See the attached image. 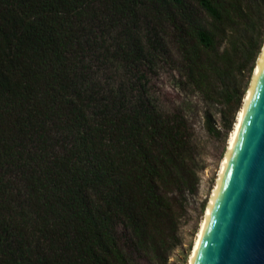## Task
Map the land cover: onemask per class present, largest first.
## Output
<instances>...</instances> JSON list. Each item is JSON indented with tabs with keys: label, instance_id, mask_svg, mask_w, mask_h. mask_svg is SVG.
<instances>
[{
	"label": "trees",
	"instance_id": "obj_1",
	"mask_svg": "<svg viewBox=\"0 0 264 264\" xmlns=\"http://www.w3.org/2000/svg\"><path fill=\"white\" fill-rule=\"evenodd\" d=\"M263 45L264 0H0V264H168L205 169L195 105L132 79L172 46L227 138Z\"/></svg>",
	"mask_w": 264,
	"mask_h": 264
},
{
	"label": "water",
	"instance_id": "obj_2",
	"mask_svg": "<svg viewBox=\"0 0 264 264\" xmlns=\"http://www.w3.org/2000/svg\"><path fill=\"white\" fill-rule=\"evenodd\" d=\"M196 264H264V67Z\"/></svg>",
	"mask_w": 264,
	"mask_h": 264
},
{
	"label": "rangeland",
	"instance_id": "obj_3",
	"mask_svg": "<svg viewBox=\"0 0 264 264\" xmlns=\"http://www.w3.org/2000/svg\"><path fill=\"white\" fill-rule=\"evenodd\" d=\"M259 58L257 61H259ZM178 59L179 56L176 50L171 46L169 49V59H167L165 64L160 63L156 65L152 74L147 73L146 79L138 82L134 78L132 82L135 85L130 84V87L133 89H138L140 85H143L154 103L166 112L183 108L189 104L195 105L193 111H188L187 114L194 126V140L198 146L200 159L205 169L199 174L200 185L198 195L190 199L187 216L181 224L180 236L182 238V245L174 250L168 264H187L189 261L192 247L199 231L198 229H200L199 226L204 218V214L201 215L200 207L202 202H206L205 210L207 209L218 178L221 162L227 150L230 135L225 138L222 128L220 130L221 135L217 137H213L207 133L203 120V110L206 108V105L200 101V98L192 88L178 84L179 77L175 69ZM116 76L117 80H121L123 77L120 72ZM252 78L248 89L251 86ZM211 113L217 126H220L219 108H212Z\"/></svg>",
	"mask_w": 264,
	"mask_h": 264
},
{
	"label": "bare ground",
	"instance_id": "obj_4",
	"mask_svg": "<svg viewBox=\"0 0 264 264\" xmlns=\"http://www.w3.org/2000/svg\"><path fill=\"white\" fill-rule=\"evenodd\" d=\"M264 67V47L262 49L261 56L259 58V61L257 62V65L255 66L254 72H253V81L251 83L250 88L248 89L244 102L243 107L239 111L237 115L236 122L234 124L233 130L228 138V144H227V150L225 153V156L221 162V167L219 170L218 178L215 184V187L212 191V195L209 201V204L207 206V209L205 211L204 218L201 222V225L199 226L200 229H198V233L189 257V261L187 264H196L197 258L199 256V253L201 251V247L203 245L205 234L208 230L209 224L212 219L213 211L215 209L216 203L219 198L220 191L222 189V186L224 184L225 178L227 176L229 167L231 165V161L233 159L234 152L236 150L242 128L245 122V117L247 115V112L251 106L252 100L254 98V94L257 88V85L260 81L261 74L263 72Z\"/></svg>",
	"mask_w": 264,
	"mask_h": 264
}]
</instances>
